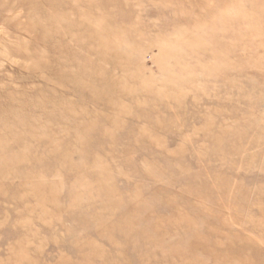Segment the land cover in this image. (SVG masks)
Returning <instances> with one entry per match:
<instances>
[{
  "label": "rangeland",
  "instance_id": "rangeland-1",
  "mask_svg": "<svg viewBox=\"0 0 264 264\" xmlns=\"http://www.w3.org/2000/svg\"><path fill=\"white\" fill-rule=\"evenodd\" d=\"M0 264H264V0H0Z\"/></svg>",
  "mask_w": 264,
  "mask_h": 264
}]
</instances>
